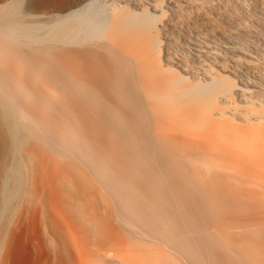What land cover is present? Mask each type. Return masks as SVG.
Wrapping results in <instances>:
<instances>
[{
	"label": "bare ground",
	"instance_id": "6f19581e",
	"mask_svg": "<svg viewBox=\"0 0 264 264\" xmlns=\"http://www.w3.org/2000/svg\"><path fill=\"white\" fill-rule=\"evenodd\" d=\"M0 264H264V0H0Z\"/></svg>",
	"mask_w": 264,
	"mask_h": 264
}]
</instances>
